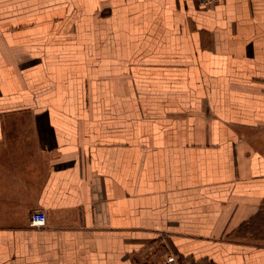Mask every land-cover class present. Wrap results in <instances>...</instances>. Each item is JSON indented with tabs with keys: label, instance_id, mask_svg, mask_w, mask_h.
<instances>
[{
	"label": "crops",
	"instance_id": "obj_1",
	"mask_svg": "<svg viewBox=\"0 0 264 264\" xmlns=\"http://www.w3.org/2000/svg\"><path fill=\"white\" fill-rule=\"evenodd\" d=\"M170 251L264 264V0H0V264Z\"/></svg>",
	"mask_w": 264,
	"mask_h": 264
},
{
	"label": "built area",
	"instance_id": "obj_2",
	"mask_svg": "<svg viewBox=\"0 0 264 264\" xmlns=\"http://www.w3.org/2000/svg\"><path fill=\"white\" fill-rule=\"evenodd\" d=\"M203 8H209L222 3L224 0H195ZM47 221L46 214L43 210L37 209L30 213V224L32 226H43ZM159 264H198L196 261L179 256L175 252L164 254Z\"/></svg>",
	"mask_w": 264,
	"mask_h": 264
}]
</instances>
